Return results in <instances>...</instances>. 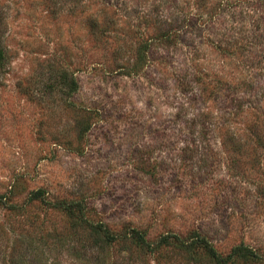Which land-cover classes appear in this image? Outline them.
Here are the masks:
<instances>
[{
  "label": "rangeland",
  "instance_id": "374dc122",
  "mask_svg": "<svg viewBox=\"0 0 264 264\" xmlns=\"http://www.w3.org/2000/svg\"><path fill=\"white\" fill-rule=\"evenodd\" d=\"M0 54V264H264V0H0Z\"/></svg>",
  "mask_w": 264,
  "mask_h": 264
},
{
  "label": "trees",
  "instance_id": "16d2710c",
  "mask_svg": "<svg viewBox=\"0 0 264 264\" xmlns=\"http://www.w3.org/2000/svg\"><path fill=\"white\" fill-rule=\"evenodd\" d=\"M2 65V56L0 54V66ZM79 204V203H77ZM105 231V238H107V240L113 242V241H125L128 240L129 242H132L133 244H136L137 247H147V248H159L161 247V245L164 244H171L173 242H179V241H183L184 239L179 236V235H175V234H164L161 235L157 241L155 242H149L145 239L144 235L141 234V232H139L136 229H132L131 231H129L127 233V235H111L109 234L106 230ZM63 235V234H62ZM26 239L25 241H22L23 244L27 242V244L29 245L28 250L30 251L29 254H25V253H20L19 258L16 263L17 264H49V262L47 261V255L50 252V248H52V243L51 240L53 238L56 237H62L61 234H55V235H50V233H45V232H41V233H37L36 235H16V240H21L22 237H25ZM22 245V244H21ZM27 250V251H28ZM1 264H6L5 261L2 262Z\"/></svg>",
  "mask_w": 264,
  "mask_h": 264
}]
</instances>
